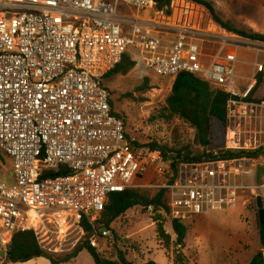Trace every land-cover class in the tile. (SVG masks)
Instances as JSON below:
<instances>
[{
    "label": "built area",
    "instance_id": "built-area-1",
    "mask_svg": "<svg viewBox=\"0 0 264 264\" xmlns=\"http://www.w3.org/2000/svg\"><path fill=\"white\" fill-rule=\"evenodd\" d=\"M156 2L0 0V149L12 160V180L0 178L4 248L15 233L33 230L40 247L51 251V233L64 241L71 228L84 233L83 218L94 223L111 193L139 188L136 177L162 175L169 167L161 151L128 136L102 83L131 50L159 77L189 72L228 93L224 151L258 152L179 162L176 174L158 186L168 191L172 220L234 207L248 188L264 207V175L246 183L254 163L264 164V99L255 95L259 76L264 81L258 58L264 41L220 24H184L185 14L176 23L143 15ZM121 5L134 13H121ZM241 50L254 55L247 77L236 72Z\"/></svg>",
    "mask_w": 264,
    "mask_h": 264
},
{
    "label": "rangeland",
    "instance_id": "rangeland-1",
    "mask_svg": "<svg viewBox=\"0 0 264 264\" xmlns=\"http://www.w3.org/2000/svg\"><path fill=\"white\" fill-rule=\"evenodd\" d=\"M209 1L214 4L219 17L236 29L264 35V0ZM120 12L134 13V9L121 5ZM149 14L153 20L168 23L181 22V15L185 14L184 24L204 27L218 25L205 6L190 0H173L170 13H167V5L154 4L151 10L143 12V15ZM129 54L136 61L131 71L103 79L112 93L115 109L126 119L129 134L144 145L152 140L168 144L179 141L191 144L195 151H202L195 142L193 128L180 119L168 121L162 115L174 79L157 76L146 67L137 51L131 50ZM239 58L245 62L237 65L236 72L247 77L251 72L249 63L254 60V55L241 50ZM258 58L264 59V53ZM234 83L239 88L246 84L240 78H235ZM255 95L256 99H264V81L256 89ZM225 133L224 127L214 122L213 144L207 150L219 152L226 145ZM254 164L252 175L246 177L247 184L258 183L264 175L263 161L259 159ZM11 172L10 160L6 158V162L0 161V178L11 181ZM172 174L169 165L162 175L149 171L144 177H136L133 183L153 196L160 190L158 186L165 184ZM160 223L163 224L165 233L170 235L169 244L159 234ZM185 224L188 228L187 239L185 245L181 246L176 243L172 218L163 207L156 211L139 205L113 222L114 232L100 229L99 232L88 235L85 231L81 233L78 229L71 228L65 241L64 235L51 233L54 246L51 251L45 252L55 259L63 260L79 246L89 242L104 257L117 259L118 251L122 250L135 264L150 260L157 264H248L255 254L262 252L260 217L256 196L251 188L240 192L236 206L202 214ZM2 248L4 247L0 244V249ZM0 264H51V260L39 257L25 263H10L5 261V257H0ZM60 264L95 263L90 253L84 249L68 262Z\"/></svg>",
    "mask_w": 264,
    "mask_h": 264
},
{
    "label": "trees",
    "instance_id": "trees-1",
    "mask_svg": "<svg viewBox=\"0 0 264 264\" xmlns=\"http://www.w3.org/2000/svg\"><path fill=\"white\" fill-rule=\"evenodd\" d=\"M200 5L205 6L211 13L213 19L222 27L239 33L247 38L254 40L264 41V35L245 30H238L233 27L229 22L224 21L219 17L216 12L214 4L209 0H190ZM172 0H157L156 4L167 5V13L171 12ZM136 65V61L132 56L127 53L123 56L121 62L112 69L104 77L106 80L117 74H127ZM263 82L262 76H259L258 86ZM103 84L104 81L102 82ZM111 92V91H110ZM112 94V93H111ZM230 95L226 92L214 89L205 79L189 73L182 72L177 75L172 84V89L166 98V105L162 113L163 117L172 121L173 119H180L187 123L195 130V142L200 146L202 151H195L191 144H183L176 141L173 144L162 143L157 140H152L147 144H141L135 140L139 146H145L149 150H159L163 154L166 162L169 163L173 174H176L178 164L181 161H200L212 157L215 152L208 151L207 148L213 144V124L218 122L226 130L227 124V101ZM111 105L115 114L124 117L115 109L113 97ZM126 121V119H125ZM128 131V130H127ZM128 136L132 137L128 132ZM222 155L228 156H242L256 157L258 152H225L224 147L219 150ZM8 158L12 165L11 158L0 149V161L6 162ZM62 172L51 171L49 175L56 176ZM148 207L153 205L154 210L158 211L163 207L165 212L169 213L168 207V191L161 188L155 195L151 196L147 191L141 188H128L123 192H113L108 197V202L104 210L101 212L100 217L94 222L90 223L87 217L82 220V225L85 232L89 235L94 232H99L101 228H106L108 231L114 232L112 228L113 222L122 216L125 212L135 206ZM172 226L176 234V243L178 245H185L187 239L188 228L185 223L177 220H172ZM160 236L169 244L170 235L165 233L163 224H159ZM260 244L262 250L264 248V222L260 220ZM86 249L92 256L95 264H135L126 257V253L122 250L118 251L117 259H111L102 256L96 247L92 246L89 242H85L79 246L72 254H69L63 260L55 259L48 255L39 245L36 235L33 230H26L15 233L11 242L7 246L6 262L10 263H25L39 257H45L51 260V264H60L68 262L73 257L77 256L78 252ZM142 264H157L155 261L150 260ZM248 264H264L262 252L255 254Z\"/></svg>",
    "mask_w": 264,
    "mask_h": 264
},
{
    "label": "water",
    "instance_id": "water-1",
    "mask_svg": "<svg viewBox=\"0 0 264 264\" xmlns=\"http://www.w3.org/2000/svg\"><path fill=\"white\" fill-rule=\"evenodd\" d=\"M256 201H257V207H258L260 220L261 222H264V207H263L261 197L258 196L256 198ZM101 230H107V229L104 227V228H101ZM6 255H7V249L6 248L0 249V257H6Z\"/></svg>",
    "mask_w": 264,
    "mask_h": 264
},
{
    "label": "crops",
    "instance_id": "crops-1",
    "mask_svg": "<svg viewBox=\"0 0 264 264\" xmlns=\"http://www.w3.org/2000/svg\"><path fill=\"white\" fill-rule=\"evenodd\" d=\"M247 51V50H246ZM241 62H245V61H243L242 59H241Z\"/></svg>",
    "mask_w": 264,
    "mask_h": 264
},
{
    "label": "bare ground",
    "instance_id": "bare-ground-1",
    "mask_svg": "<svg viewBox=\"0 0 264 264\" xmlns=\"http://www.w3.org/2000/svg\"><path fill=\"white\" fill-rule=\"evenodd\" d=\"M181 16H183V14H182ZM181 18H182V17H181ZM195 26H198V25H195Z\"/></svg>",
    "mask_w": 264,
    "mask_h": 264
}]
</instances>
